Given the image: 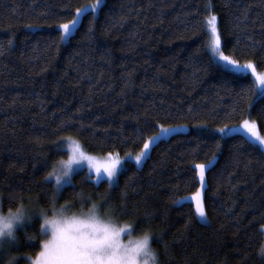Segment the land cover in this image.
Returning a JSON list of instances; mask_svg holds the SVG:
<instances>
[{
	"label": "trees",
	"instance_id": "obj_1",
	"mask_svg": "<svg viewBox=\"0 0 264 264\" xmlns=\"http://www.w3.org/2000/svg\"><path fill=\"white\" fill-rule=\"evenodd\" d=\"M94 2L0 0V210L23 204L31 216L0 264L10 255L28 264L39 251L36 211L53 196L149 230L160 264H264V151L217 131L250 118L263 135L264 96L251 74L211 62L206 31L210 12L221 51L264 73V0H103L62 42L58 25ZM174 125L188 129L163 137L141 166L128 162L111 187L87 169L60 191L45 180L69 155L65 137L89 153L126 155ZM213 156L204 222L193 202L174 201L200 187L194 165Z\"/></svg>",
	"mask_w": 264,
	"mask_h": 264
},
{
	"label": "snow or ice",
	"instance_id": "obj_2",
	"mask_svg": "<svg viewBox=\"0 0 264 264\" xmlns=\"http://www.w3.org/2000/svg\"><path fill=\"white\" fill-rule=\"evenodd\" d=\"M102 3L103 0H95V3L91 5L76 9V15L72 20L58 25V30L62 32L60 40L63 42L69 39L84 13L87 11L98 12ZM206 31L211 34V51L214 54L211 62L234 76L246 77L248 74H251L259 86L260 95L264 96V74H258L255 65L251 61L241 64L221 51V36L217 27L216 15H209L207 18ZM12 43V40L8 41L9 46ZM237 129L243 132L244 138L248 143L259 146L264 151V135L260 134L254 121L245 119L237 126ZM172 131L171 127L165 128L160 126L159 132L155 136L149 137L148 142L143 144L142 151L135 156L137 165H140L142 160L150 155L152 146H155L161 138L168 136ZM217 131L221 135V138H223L233 135L235 130L225 126L219 128ZM65 142L67 143L69 152L68 159L58 162L60 165L59 169L54 165L52 172L48 173L45 177L46 181L54 178L57 191H60L62 184L70 183V174L73 172L74 165L86 163L90 174L94 173L97 177L105 176L109 181V186H112L121 164V160L118 157H114L112 153H108L107 161L101 162L86 153L78 140L72 137H65L60 143L63 145ZM126 155L130 156V154ZM215 160L216 157L213 156L211 160L207 161V164H195L194 170L197 173L200 187L194 195L182 197L181 200L174 201L176 204H180L182 201L193 202L195 204V212L201 219L206 216L203 201V193L206 190L205 172L208 166L212 165ZM66 178L69 179L66 180ZM77 195L80 196L81 194ZM122 196H126V193H122ZM51 206L54 213L53 218L46 220L50 237L38 240L39 251L35 254L34 258L28 257L31 264H137L133 255L134 246L130 247L128 243L122 240V235L126 231L130 232V224L117 225L99 219L93 210L97 207L100 208L96 203H93V209H90L87 215H77L75 213L71 216L65 215L66 209H71L75 206L70 202L60 205V211L57 213L55 196L52 198ZM23 207L24 205L21 204L20 208ZM82 209L83 205H81ZM104 213L110 218L114 215L111 208L105 210ZM29 219H31V216H29ZM40 227L42 230L44 225ZM29 239L37 238L29 237ZM14 243H18V239L10 242L9 247ZM4 248V245L0 244V250ZM261 255H264V248L261 249ZM17 261L18 258L14 256L9 261V264H17Z\"/></svg>",
	"mask_w": 264,
	"mask_h": 264
},
{
	"label": "clouds",
	"instance_id": "obj_3",
	"mask_svg": "<svg viewBox=\"0 0 264 264\" xmlns=\"http://www.w3.org/2000/svg\"><path fill=\"white\" fill-rule=\"evenodd\" d=\"M93 209V204L90 207L78 209L77 211H72L71 209L65 210V215L71 216L73 213L77 215H87L89 210ZM57 213L60 211V205H56ZM99 219L121 225V222L114 216L111 218L105 215L99 207L93 209ZM37 218L40 219L41 225L44 228L41 230L40 227V238L41 240L48 239L50 237V232L47 230L46 220H51L53 218V208H41L36 211ZM29 210L24 206L23 208L16 207L11 208L7 211L0 210V244L4 247L9 246L10 242H14L18 239V229L23 227L26 223H31L29 219ZM125 239L130 247H133V255L137 261V264H160V256L158 251L152 245V233L149 230L142 231L140 233L125 232ZM35 254L26 256L28 264H31L28 257L34 258ZM10 255L3 264H9V261L13 258Z\"/></svg>",
	"mask_w": 264,
	"mask_h": 264
},
{
	"label": "rangeland",
	"instance_id": "obj_4",
	"mask_svg": "<svg viewBox=\"0 0 264 264\" xmlns=\"http://www.w3.org/2000/svg\"><path fill=\"white\" fill-rule=\"evenodd\" d=\"M95 3V2H94ZM209 15H212V13H208V15H207V17H206V20H207V18L209 17ZM208 41H207V43H208V45H209V48H210V51H211V34H210V32H208ZM211 53H212V51H211ZM213 54V53H212ZM214 55V54H213ZM240 63V62H239ZM241 64H243V63H241ZM254 64V63H253ZM255 65V64H254ZM256 67V66H255ZM256 71H257V73L258 74H264L263 72H259L257 69H256ZM255 80V79H254ZM256 83V82H255ZM256 85H257V83H256ZM257 92H258V94H260V89H259V86L257 85ZM246 119H248V120H250V121H254L255 122V120H253V119H250V118H246ZM245 120V119H244ZM243 122V120L239 123V124H236V125H231V126H229L228 128H233L235 131H234V133H243L242 131H239L238 129H237V126H239L241 123ZM256 123V122H255ZM163 127H165V128H168V127H171L172 129H173V131L170 133V134H172V133H174L175 131H181V132H184L185 130H187L188 129V126L187 125H174V126H163ZM160 130V129H159ZM258 131H259V129H258ZM159 132V131H158ZM158 132H156L155 134H153L151 137H153V136H155ZM260 132V131H259ZM169 134V135H170ZM260 134H261V132H260ZM262 135V134H261ZM264 135V134H263ZM167 137V136H166ZM161 139H163V138H161ZM75 140H77V139H75ZM146 142H148V139L144 142V143H146ZM64 146L67 148V143L65 142L64 143ZM82 146V145H81ZM83 148V150L86 152V153H88L89 155H92L93 157H95L96 159H98L99 161H101V162H105V161H107V159H108V154H93V153H89L88 151H86L85 150V148L84 147H82ZM141 152V151H140ZM140 152H138V153H131L130 154V156L129 155H119V154H117V153H112L113 154V156L114 157H118L120 160H121V164H120V167H119V169H118V172H117V176H118V174L121 172V170L126 166V164L128 163V162H134L135 164H136V166H141L142 164H143V162H144V160L146 159V158H144L143 160H142V163L140 164V165H137V163H136V161H135V156L136 155H138ZM69 156V155H68ZM68 159V157L67 158H65V161ZM58 169L60 168V165L59 164H57V166H56ZM80 169H87V170H89L88 168H87V166H86V163L85 164H81V165H74V168H73V172L70 174V180H71V177L73 176V174H75V173H77V171H79ZM93 175H94V180H97V181H99V179H101V178H104V179H107L105 176H100V177H97L94 173H92ZM117 176L114 178V181H113V183L112 184H114V183H116V181H117ZM69 178H66V180H68ZM53 180H54V178H53ZM54 182H55V180H54ZM109 182V181H108ZM67 183H64V184H62V186H61V188L63 187V186H65ZM200 186V185H199ZM196 192V191H195ZM195 192H192V193H188V195H186V196H183V197H190L191 195H194L195 194ZM182 198V197H181ZM179 200H181V199H179ZM194 208H195V204H194ZM198 216V215H197ZM199 218V217H198ZM199 220H202V221H204V222H206L207 221V219H206V216H205V218H203V219H201V218H199ZM124 225V224H123ZM263 231H264V226H263ZM130 232H131V230H130ZM122 240L125 242V243H127V239H125V233L122 235ZM263 248H264V246H263Z\"/></svg>",
	"mask_w": 264,
	"mask_h": 264
}]
</instances>
